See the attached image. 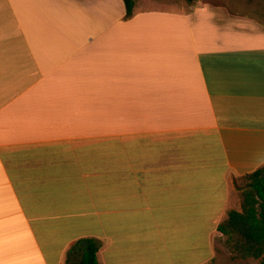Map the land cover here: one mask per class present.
I'll list each match as a JSON object with an SVG mask.
<instances>
[{
	"label": "crops",
	"instance_id": "1",
	"mask_svg": "<svg viewBox=\"0 0 264 264\" xmlns=\"http://www.w3.org/2000/svg\"><path fill=\"white\" fill-rule=\"evenodd\" d=\"M207 2L0 0V264H66L85 238L99 264L217 257L264 167V25Z\"/></svg>",
	"mask_w": 264,
	"mask_h": 264
},
{
	"label": "trees",
	"instance_id": "2",
	"mask_svg": "<svg viewBox=\"0 0 264 264\" xmlns=\"http://www.w3.org/2000/svg\"><path fill=\"white\" fill-rule=\"evenodd\" d=\"M126 7L125 20L134 17L137 0H123ZM193 4L194 0H186ZM241 180V211L231 210L218 226V232L227 238L233 252L242 258L261 259L264 264V167ZM98 240L85 238L77 241L67 254L66 264H99Z\"/></svg>",
	"mask_w": 264,
	"mask_h": 264
},
{
	"label": "rangeland",
	"instance_id": "3",
	"mask_svg": "<svg viewBox=\"0 0 264 264\" xmlns=\"http://www.w3.org/2000/svg\"><path fill=\"white\" fill-rule=\"evenodd\" d=\"M207 1L210 0H194L193 4H188L186 0H138L137 1V8L140 9H157V10H167L172 12L178 11H188L191 6H195L198 3L200 6L210 5ZM231 3V2H230ZM233 7L235 8L236 12H241L255 21L264 25V12H263V1L262 0H232ZM250 5V6H249ZM224 8V7H223ZM240 188H246V182L244 180H239ZM136 230H133V226L130 224L121 225V228L118 230L120 234H131L133 231L134 233H143L144 231L151 232L149 226H135ZM127 242L130 244L131 240L127 239ZM141 244L142 241H140ZM215 249L217 250V257L209 262V264H252L254 261H246V259L239 256L237 253L233 252L231 245L227 243V238L221 235L217 241L215 242ZM207 251L204 250L202 254H199L198 257H193L185 261V258H182L180 261L182 263H191L198 259H203L206 257Z\"/></svg>",
	"mask_w": 264,
	"mask_h": 264
}]
</instances>
